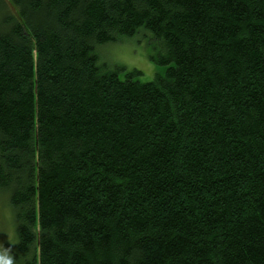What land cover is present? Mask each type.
Returning a JSON list of instances; mask_svg holds the SVG:
<instances>
[{"label": "trees", "instance_id": "obj_1", "mask_svg": "<svg viewBox=\"0 0 264 264\" xmlns=\"http://www.w3.org/2000/svg\"><path fill=\"white\" fill-rule=\"evenodd\" d=\"M0 195L10 264H264V0H0Z\"/></svg>", "mask_w": 264, "mask_h": 264}, {"label": "rangeland", "instance_id": "obj_2", "mask_svg": "<svg viewBox=\"0 0 264 264\" xmlns=\"http://www.w3.org/2000/svg\"><path fill=\"white\" fill-rule=\"evenodd\" d=\"M96 55L99 64L105 65L109 71L125 69L120 73L122 79L125 73L138 71L141 75L137 79L142 83H149L154 81L158 73L165 70L164 66H159L153 60V57L163 55V48L145 29L130 38L97 46ZM14 241L15 223L12 209L7 199L0 195V264H10Z\"/></svg>", "mask_w": 264, "mask_h": 264}]
</instances>
